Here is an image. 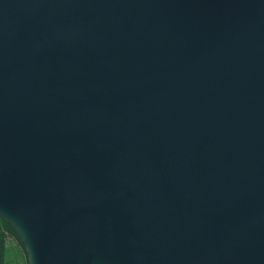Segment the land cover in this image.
<instances>
[{
	"label": "water",
	"instance_id": "1",
	"mask_svg": "<svg viewBox=\"0 0 264 264\" xmlns=\"http://www.w3.org/2000/svg\"><path fill=\"white\" fill-rule=\"evenodd\" d=\"M0 217L29 264H264V0H0Z\"/></svg>",
	"mask_w": 264,
	"mask_h": 264
},
{
	"label": "trees",
	"instance_id": "2",
	"mask_svg": "<svg viewBox=\"0 0 264 264\" xmlns=\"http://www.w3.org/2000/svg\"><path fill=\"white\" fill-rule=\"evenodd\" d=\"M9 238H12L18 246L22 247L23 252L25 253L26 256L25 264H29L26 250L21 238L19 237L16 230L6 220H4L1 217H0V264H4L5 262Z\"/></svg>",
	"mask_w": 264,
	"mask_h": 264
},
{
	"label": "rangeland",
	"instance_id": "3",
	"mask_svg": "<svg viewBox=\"0 0 264 264\" xmlns=\"http://www.w3.org/2000/svg\"><path fill=\"white\" fill-rule=\"evenodd\" d=\"M25 258L22 247L18 246L12 238H9L4 264H25Z\"/></svg>",
	"mask_w": 264,
	"mask_h": 264
}]
</instances>
